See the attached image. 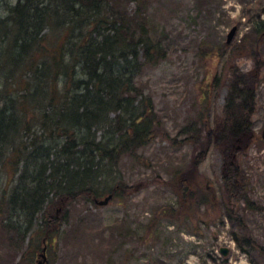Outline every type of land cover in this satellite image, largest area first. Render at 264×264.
Returning a JSON list of instances; mask_svg holds the SVG:
<instances>
[{"label":"trees","instance_id":"16d2710c","mask_svg":"<svg viewBox=\"0 0 264 264\" xmlns=\"http://www.w3.org/2000/svg\"><path fill=\"white\" fill-rule=\"evenodd\" d=\"M6 1L0 3V217L21 245L27 240L22 258L32 263L62 228L59 213L78 199L96 206L103 194L122 195L123 186L101 189L102 180L121 156L134 158L164 136L150 98L135 83L141 67H154L166 52L149 35L148 0ZM129 2L135 16L121 8ZM255 28L264 34V21ZM259 73L232 84L222 119H213L211 144L198 120L179 132L195 153L193 162L203 160L212 144L224 158L234 144L249 142ZM219 87L212 79L204 101L211 96L215 102ZM222 182L226 217L245 227L232 200L243 195L239 201L255 211L247 180L229 163ZM182 185L185 191L175 190L181 211L167 210L164 217L205 223L199 214L206 206L213 218L220 208L215 195L206 198L194 185Z\"/></svg>","mask_w":264,"mask_h":264},{"label":"rangeland","instance_id":"374dc122","mask_svg":"<svg viewBox=\"0 0 264 264\" xmlns=\"http://www.w3.org/2000/svg\"><path fill=\"white\" fill-rule=\"evenodd\" d=\"M122 7L135 16L134 4ZM145 16L149 35L161 44L166 57L154 67H141L135 88L150 98L165 134L134 158L121 156L110 177L102 180L101 189L119 184L122 195L104 206L78 199L59 213L64 223L58 235L42 246L44 264H264V34L258 36L255 28L264 21V0H148ZM254 70L260 73L253 83L256 97L249 142L234 144L224 158L212 144L203 160L193 162L195 153L179 132L198 120L209 145L213 119H222L232 84ZM212 79H218L220 87L215 102L210 96L208 103L204 99ZM229 163L236 164L247 180L248 198L256 206L254 212L247 210L239 201L243 195L232 200L245 227L229 220L223 209L227 204L222 169ZM182 182L185 187L194 185L193 191L197 187L206 198L215 195L220 208L213 218L206 206L199 214L205 223L186 225L164 217L167 210L181 211L175 190L185 191ZM108 196L103 194L98 201ZM5 222L3 215L0 264L42 260L41 250L32 263L27 257L23 260L27 240L21 245L13 232L2 227ZM221 249L227 250L225 256Z\"/></svg>","mask_w":264,"mask_h":264},{"label":"water","instance_id":"95a60500","mask_svg":"<svg viewBox=\"0 0 264 264\" xmlns=\"http://www.w3.org/2000/svg\"><path fill=\"white\" fill-rule=\"evenodd\" d=\"M235 31H236V29L234 28L228 34V37H227L228 43H229V41H231L232 37L234 36ZM262 139L264 140V128L262 130ZM110 199H111V196H108L103 201H96L95 203L98 206H104V205H106L109 202ZM226 251H227L226 249H221V253L223 255H226ZM39 258H41L42 260H38L36 264H43L44 262H46V259H45V249L43 250V252L41 253V255H40Z\"/></svg>","mask_w":264,"mask_h":264}]
</instances>
